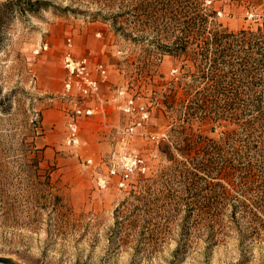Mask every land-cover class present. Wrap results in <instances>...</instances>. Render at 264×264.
<instances>
[{"label": "rangeland", "instance_id": "obj_1", "mask_svg": "<svg viewBox=\"0 0 264 264\" xmlns=\"http://www.w3.org/2000/svg\"><path fill=\"white\" fill-rule=\"evenodd\" d=\"M197 15L231 32L256 29L264 0H0V257L20 264H264V218L231 216L238 198L264 208V128L253 132L255 183L246 191L217 171L176 176L164 152L168 144L187 161L175 148L196 134L216 142L219 168L227 150L242 147L237 125L197 122L192 131L179 112L183 97L207 88L189 71L194 47L185 55L175 44L180 31L196 27ZM95 43L97 57L75 55L77 46ZM67 54L106 66L109 104L103 86V105L66 92ZM130 100L137 107L126 112ZM93 103L103 110L81 118V143L68 145L75 106ZM141 106L149 118L137 127ZM229 132L231 145L224 142ZM129 155L142 157L147 171L126 189L118 178L101 189L98 177Z\"/></svg>", "mask_w": 264, "mask_h": 264}, {"label": "trees", "instance_id": "obj_2", "mask_svg": "<svg viewBox=\"0 0 264 264\" xmlns=\"http://www.w3.org/2000/svg\"><path fill=\"white\" fill-rule=\"evenodd\" d=\"M194 22V29L177 34L175 44L177 50L185 55L191 46L194 47L189 54L192 62L189 71H194L195 82L202 81L207 88L198 90L195 96L187 95L178 102L179 112L184 111L182 120L190 125L192 131V126L197 122L237 125L238 130H241L242 147L239 149L241 151L232 152L234 157L227 150L228 157L225 154V163L219 168L213 164L214 158L220 154L216 142L208 139L207 144H204L197 139L196 134L186 138L183 141L185 144L178 143L175 148L181 158L187 161L176 158L168 144L166 149L169 150L164 152L174 162L176 176L186 175L191 179L193 170L198 173L204 171L209 175L217 171L224 173L229 185L246 191L255 183L253 174L256 166L248 157V154L257 155L251 149L253 132L257 128H264V19L258 28L239 32L229 31L222 24L214 22L209 15H197ZM233 132L227 134L225 143L232 144ZM199 144L204 146L198 153L203 156L194 157L195 147ZM202 160L206 164L199 162ZM235 201L231 215L233 219L237 218L238 213L245 214L253 221L264 218L263 206H249L240 198Z\"/></svg>", "mask_w": 264, "mask_h": 264}, {"label": "built area", "instance_id": "obj_3", "mask_svg": "<svg viewBox=\"0 0 264 264\" xmlns=\"http://www.w3.org/2000/svg\"><path fill=\"white\" fill-rule=\"evenodd\" d=\"M68 47L72 48V40H68ZM64 64L68 71V78L65 84V90L69 94L77 92L84 102L96 100L100 105H103L101 96V89L103 83L109 79V71L102 63L96 65L92 64L90 56H85L82 59H75L71 54L64 57ZM95 73L97 76H95ZM134 100H130L125 107L126 112L136 110ZM138 112L141 118L137 123V127H141L149 118L148 112L144 106L139 108ZM95 109L85 107L83 105H76L73 116L69 124V132L67 136V144L70 146H79L81 143L79 122L81 118L93 116ZM135 128L128 130V133L134 132ZM121 167L116 164L110 165L108 174L106 176H99L97 179L98 186L106 190L110 187L112 178H118L117 184L121 189H126L132 181L133 175L138 173H145L147 166L145 160L139 155H129L122 157Z\"/></svg>", "mask_w": 264, "mask_h": 264}, {"label": "crops", "instance_id": "obj_4", "mask_svg": "<svg viewBox=\"0 0 264 264\" xmlns=\"http://www.w3.org/2000/svg\"><path fill=\"white\" fill-rule=\"evenodd\" d=\"M99 36V35H98ZM95 45H96V43L95 44H89V45H87L86 47L85 46H83V49H82V46H77V48H75V52H76V56L77 57H81V56H84L87 52H91V53H93V54H95L94 53V51L96 52V50H97V47H95ZM87 48V50L84 52V49L85 48ZM94 50V51H93ZM84 52V53H83ZM83 53V54H82ZM98 54H100V53H98ZM95 56L97 57V55L95 54ZM97 61V60H96ZM98 62V61H97ZM109 91H110V86L109 85H104L103 86V98H104V101H108L107 102V104H109L111 101H110V95H109ZM105 104H106V102H105ZM102 107V106H101ZM88 108H92V109H95V111L96 112H101V110H103V108H101V110H100V108H98V105H96L95 103H93V104H91V105H89V107Z\"/></svg>", "mask_w": 264, "mask_h": 264}, {"label": "water", "instance_id": "obj_5", "mask_svg": "<svg viewBox=\"0 0 264 264\" xmlns=\"http://www.w3.org/2000/svg\"><path fill=\"white\" fill-rule=\"evenodd\" d=\"M0 264H20L11 258L0 257Z\"/></svg>", "mask_w": 264, "mask_h": 264}]
</instances>
